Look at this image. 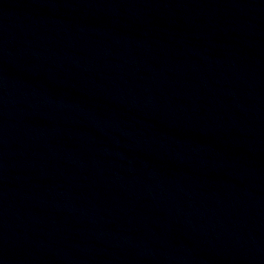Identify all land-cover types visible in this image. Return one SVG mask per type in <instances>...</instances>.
I'll use <instances>...</instances> for the list:
<instances>
[{
  "label": "water",
  "instance_id": "95a60500",
  "mask_svg": "<svg viewBox=\"0 0 264 264\" xmlns=\"http://www.w3.org/2000/svg\"><path fill=\"white\" fill-rule=\"evenodd\" d=\"M0 264H264L240 0H0Z\"/></svg>",
  "mask_w": 264,
  "mask_h": 264
}]
</instances>
